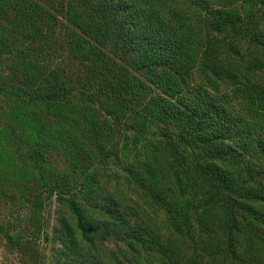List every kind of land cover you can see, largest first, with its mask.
<instances>
[{"label": "rangeland", "instance_id": "obj_1", "mask_svg": "<svg viewBox=\"0 0 264 264\" xmlns=\"http://www.w3.org/2000/svg\"><path fill=\"white\" fill-rule=\"evenodd\" d=\"M101 4V0H0V85L64 86L67 93L53 104L28 103L14 90L0 94V264H80L84 260L65 251L59 241L64 235L58 230L71 216L68 204L58 200L59 192L63 196L67 192L79 207L94 206L93 214L100 212L105 199L113 198L160 236L174 229L172 217L161 211L149 189L129 177L126 166L130 156L142 157L144 151L159 146L165 140L163 132H188L186 123L176 119L192 101L210 100V93L204 91L210 76L202 71L198 61L202 56L194 61V55H182L183 68L171 64L174 71H170L162 58L154 69L146 68L145 55L123 49V43L118 48L98 47L77 24H83L79 16L85 17L86 10L90 15L94 9L101 11ZM173 5L185 13L191 10L188 18L200 16L204 23L231 15L241 18L240 29L204 28L203 44L217 45L231 38L252 61L264 58V49L252 45L257 39L264 41V0H174ZM260 68L264 75V63ZM154 74L164 78L162 84L154 83ZM229 78L217 83L214 101L228 102L243 124L259 128L264 112L252 101L258 105L260 90ZM147 87L149 99L161 104L156 112H164L163 118L157 114L150 118V124L141 119L146 109L138 98ZM50 126L58 127L55 133ZM37 131L53 136L46 139L47 149L45 144L37 146ZM115 147L119 158L111 154ZM103 157L109 160L101 163ZM141 159L142 164H151V159ZM56 183L65 185L54 190L59 195L50 188ZM191 230L199 228L192 225ZM113 245L108 240L104 246L114 252ZM194 258L186 264H219L208 256ZM150 262L139 260V264Z\"/></svg>", "mask_w": 264, "mask_h": 264}, {"label": "trees", "instance_id": "obj_2", "mask_svg": "<svg viewBox=\"0 0 264 264\" xmlns=\"http://www.w3.org/2000/svg\"><path fill=\"white\" fill-rule=\"evenodd\" d=\"M173 1L101 0V11L95 13L94 9L90 15L86 10L85 17L79 16L83 24L78 27L98 47L118 48L123 43V49L130 47L132 53L145 55L146 68L154 69L162 58L170 71H174L171 64L183 68L182 55L192 54L194 61L202 56L198 61L210 76L204 86L210 100L192 101L176 119L186 123L184 130L188 132H163L165 140L157 147L151 143L153 150L143 152L142 157L151 159V164H142L141 154L137 153L129 157L126 166L129 177L149 189L161 211L172 217L173 231L164 236L150 231L113 198L105 199L100 212L93 214L94 206L79 207L77 200L67 198V192L66 196L59 192L58 200L67 203L71 211L58 230L64 235L59 241L65 251L84 259L80 264H119V260L131 264H139V260L186 264L199 255L219 260V264H264V123L259 128L249 127L243 124L242 116L230 111L228 102L212 97L225 76L237 78L260 90L258 105L256 100L252 105L264 112V75L260 74L264 58L252 61L247 51L229 41L231 38L217 45L203 44L204 28L215 32L233 26L240 29L244 27L241 18L231 15L224 21L204 23L200 16L188 18L186 14L191 10H176ZM95 14L99 17L94 18ZM108 26L114 30L110 32ZM256 41L252 45L264 49V41ZM155 76L154 83L162 84L164 78ZM63 89L54 85L36 88L27 83L1 84L0 94L14 90L28 103L53 104L67 96ZM150 91L147 87L138 96L146 109L141 119L149 124L155 114L159 119L164 117V112H156L161 104L149 99ZM57 128L50 126L53 133ZM37 134V146L45 144L47 149L46 139L53 136L43 131ZM118 152L115 147L111 154L119 158ZM107 160L103 157L100 162ZM51 187L55 193L65 185L56 183ZM192 225L199 231H192ZM108 240L114 241V252L104 246Z\"/></svg>", "mask_w": 264, "mask_h": 264}]
</instances>
